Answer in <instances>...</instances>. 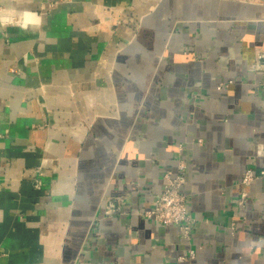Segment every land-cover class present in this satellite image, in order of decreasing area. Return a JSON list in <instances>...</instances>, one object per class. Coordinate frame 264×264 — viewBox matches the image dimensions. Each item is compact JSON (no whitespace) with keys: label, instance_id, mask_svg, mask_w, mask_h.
<instances>
[{"label":"crops","instance_id":"0c3cea01","mask_svg":"<svg viewBox=\"0 0 264 264\" xmlns=\"http://www.w3.org/2000/svg\"><path fill=\"white\" fill-rule=\"evenodd\" d=\"M260 52L264 0H0V264H264Z\"/></svg>","mask_w":264,"mask_h":264},{"label":"built area","instance_id":"2783aa9c","mask_svg":"<svg viewBox=\"0 0 264 264\" xmlns=\"http://www.w3.org/2000/svg\"><path fill=\"white\" fill-rule=\"evenodd\" d=\"M255 71L264 73V53L257 54L255 61ZM232 82L221 83L219 90H226ZM259 88L264 92V82L259 85ZM186 162L179 160L177 172L166 171L163 174L164 190L161 196L156 200L155 206L142 213V216L151 221L158 222L163 225L175 226L179 230L180 237L190 242L196 228L195 220L188 210V196L183 192V187L186 182ZM264 181V170H256L255 166H250L244 173L242 185L245 189L240 193L238 206L245 209L248 205L249 191L248 188L256 181ZM35 188L41 190L40 181H36ZM124 206L121 200L111 201L108 203L105 215L108 217L123 215ZM233 233L238 231L237 225L234 223L231 226ZM195 253L189 250L188 253L179 258V261L193 260Z\"/></svg>","mask_w":264,"mask_h":264}]
</instances>
